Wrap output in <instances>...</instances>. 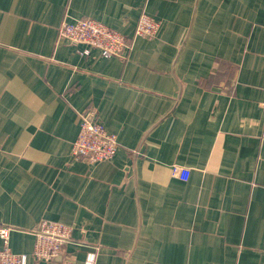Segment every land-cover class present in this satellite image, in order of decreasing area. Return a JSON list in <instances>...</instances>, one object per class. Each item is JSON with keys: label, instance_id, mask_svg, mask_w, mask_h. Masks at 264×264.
Segmentation results:
<instances>
[{"label": "crops", "instance_id": "crops-1", "mask_svg": "<svg viewBox=\"0 0 264 264\" xmlns=\"http://www.w3.org/2000/svg\"><path fill=\"white\" fill-rule=\"evenodd\" d=\"M79 19L128 52L80 54L57 34ZM90 113L110 161L71 158ZM41 220L72 228L51 262ZM0 227L26 264H264V0H0Z\"/></svg>", "mask_w": 264, "mask_h": 264}, {"label": "built area", "instance_id": "built-area-1", "mask_svg": "<svg viewBox=\"0 0 264 264\" xmlns=\"http://www.w3.org/2000/svg\"><path fill=\"white\" fill-rule=\"evenodd\" d=\"M159 23L146 14H141L133 38L152 39L159 30ZM58 37L71 45L84 46L80 54L86 55L89 49H97L104 58L119 57L130 48L129 39L119 32L92 19H79L62 22L57 29ZM117 140L97 122L93 115L80 116L78 133L71 148V158L88 164L110 161L117 151ZM189 171L177 165L171 168V175L186 181ZM70 226L41 220L33 231L34 244L31 258L36 262H51L62 253L70 241ZM0 264H26L27 255L14 254L9 248L8 229L0 227ZM96 252H88L84 264H94Z\"/></svg>", "mask_w": 264, "mask_h": 264}]
</instances>
